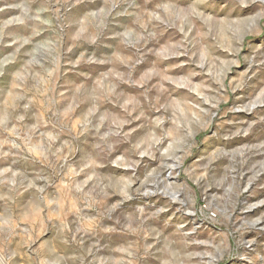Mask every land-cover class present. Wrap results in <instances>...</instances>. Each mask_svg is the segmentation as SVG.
Returning a JSON list of instances; mask_svg holds the SVG:
<instances>
[{
    "label": "rangeland",
    "instance_id": "rangeland-1",
    "mask_svg": "<svg viewBox=\"0 0 264 264\" xmlns=\"http://www.w3.org/2000/svg\"><path fill=\"white\" fill-rule=\"evenodd\" d=\"M0 264H264V0H0Z\"/></svg>",
    "mask_w": 264,
    "mask_h": 264
}]
</instances>
